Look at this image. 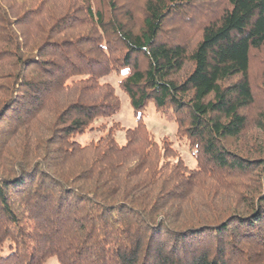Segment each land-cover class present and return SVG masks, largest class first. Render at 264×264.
<instances>
[{
  "label": "trees",
  "instance_id": "trees-1",
  "mask_svg": "<svg viewBox=\"0 0 264 264\" xmlns=\"http://www.w3.org/2000/svg\"><path fill=\"white\" fill-rule=\"evenodd\" d=\"M261 97L264 0H0V264H264Z\"/></svg>",
  "mask_w": 264,
  "mask_h": 264
},
{
  "label": "rangeland",
  "instance_id": "rangeland-1",
  "mask_svg": "<svg viewBox=\"0 0 264 264\" xmlns=\"http://www.w3.org/2000/svg\"><path fill=\"white\" fill-rule=\"evenodd\" d=\"M121 6V5H120ZM123 10L122 7H119ZM181 40L180 31H174ZM187 41V37L184 38ZM197 39L192 40L189 43L190 46H194ZM182 41V40H181ZM261 66L259 63H255L254 72H259ZM258 75V74H256ZM126 76V71L121 74L112 73L101 79L102 83L110 84L115 88V93L121 101V111L117 115L110 119L101 120L100 125H115V136L120 144L125 143V136L127 135V130L137 128L139 123H142L143 128L139 130V137L144 139L148 138L153 142V144L158 148V150H163L165 144H170L177 154L181 157L184 163L190 170L197 168V162L193 157V150L190 149L189 142L187 140H180L177 137V124L175 122H170L163 119L158 111H156L154 105H149L143 112L137 114L130 105L129 98L120 88V83ZM260 100H264L261 97ZM140 121V122H139ZM101 133L92 132L86 135H81L77 140L83 144L87 145L93 140L98 139ZM202 188V187H201ZM45 264H60L56 258H50Z\"/></svg>",
  "mask_w": 264,
  "mask_h": 264
}]
</instances>
